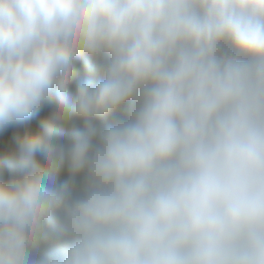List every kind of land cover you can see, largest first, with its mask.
<instances>
[{"label": "clouds", "instance_id": "clouds-1", "mask_svg": "<svg viewBox=\"0 0 264 264\" xmlns=\"http://www.w3.org/2000/svg\"><path fill=\"white\" fill-rule=\"evenodd\" d=\"M0 264H264V0H0Z\"/></svg>", "mask_w": 264, "mask_h": 264}, {"label": "trees", "instance_id": "trees-1", "mask_svg": "<svg viewBox=\"0 0 264 264\" xmlns=\"http://www.w3.org/2000/svg\"><path fill=\"white\" fill-rule=\"evenodd\" d=\"M50 114V109H45L39 117L34 118L28 125L24 126V129H20L19 131H23L27 128H31L32 130H36V128L38 127V121L46 116H48ZM121 115H123V113H120ZM69 134V130L65 131V138H67V135ZM41 159L43 158L42 156L40 157ZM66 178V174H63L61 179Z\"/></svg>", "mask_w": 264, "mask_h": 264}]
</instances>
